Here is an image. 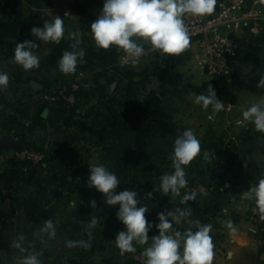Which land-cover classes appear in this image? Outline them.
<instances>
[{
  "label": "crops",
  "instance_id": "0c3cea01",
  "mask_svg": "<svg viewBox=\"0 0 264 264\" xmlns=\"http://www.w3.org/2000/svg\"><path fill=\"white\" fill-rule=\"evenodd\" d=\"M13 3V0H0V71L6 69L10 77L9 85L4 90L7 97L5 109L13 110L20 102L22 108L18 110L20 115L16 117L23 116L27 128L36 124L40 113L44 112L43 107L38 106L39 91L44 87L55 89L62 84L63 80L56 72L58 63H55L57 65L50 75L45 74L46 65L41 72L37 69L25 71L19 65H17L20 68L19 72H15L6 65L9 61L14 64L15 46L17 42L25 40L35 41L38 47L34 51L41 52L43 56L36 55L45 62L46 43L33 37L31 28L43 27V23L52 20L50 16H55L58 12L55 7L52 9L56 12L51 9L44 11L40 7V10L37 8L34 12L29 8L15 7ZM99 6L100 8L95 10L98 16L103 7ZM90 18L88 23L91 25ZM81 20L83 19H80V23H75L74 28L77 30L83 24ZM238 40L241 50L236 61L248 65L250 71L243 74L235 61L231 81L237 85L234 89L236 93L229 92L226 87L215 90L217 99L224 105L236 103L238 108L216 112L211 106L204 109L202 105L196 104L195 97L202 92L206 94L208 85L212 83L198 84L193 81L195 77L193 70L188 73L184 68L169 70L168 67H173L174 60L156 52L153 73L146 68L136 69V77L146 81L138 91L135 104V107L143 112L140 125L125 134L121 141L106 150L103 155L98 152L94 141L106 133L107 125L113 123L115 116L109 113H105L99 119H89L88 122L80 119L70 126L37 128L31 132V139L46 149V159H50L52 164L60 163L61 169L64 170L73 167L68 174L89 178L90 166L101 160L120 180L117 193L123 189H132L138 194L147 190L145 177L150 171L159 172L173 168L169 156L173 151L174 140L183 131L192 129L202 147L201 154L193 161L198 169L206 172L209 180L215 179L213 168L215 156H224L229 168L216 180L215 188L211 192L196 197L195 201H189L186 205H181L180 200L173 199L172 207L168 209L174 211L178 207L190 206L192 219H198L202 224L213 225L211 232L215 245L213 264H236L238 251H247L254 254L255 259L260 256L264 260V251L259 252L264 244V231L253 233L249 230L248 210L252 201L242 199V193L264 176V133L257 132L251 122L245 121L246 126L235 123L237 119H243L242 112L250 107V102L260 103L264 99V89L257 87L264 68V60H261L259 55L263 40L261 37L253 36L249 37V40L238 37ZM52 44L56 45V48L50 56L58 62L62 52L57 44ZM195 48L190 42L187 53L178 56L177 61L183 67H189L184 57H190L195 67L205 71L197 63ZM84 50L86 53L84 62L78 63L77 69L82 68L87 74L99 70L115 58L121 59L124 55L115 47L105 51L92 45V48ZM147 50L149 51L148 48ZM28 76L37 78L28 79ZM33 81L41 88L36 89ZM244 95L250 96L241 98ZM17 96L20 98L15 99ZM13 100L18 101L12 103ZM203 110H207L205 116ZM13 120L12 123H16L15 119ZM260 137L263 140H259ZM8 150L0 147L3 158L4 154L9 153ZM204 151L208 152L207 159L204 158ZM53 167L56 168L55 165ZM53 167H47L46 170L52 173ZM52 187L54 185L48 187L43 197L0 199V264H14V257L18 252L11 247L13 240L23 233L28 241H32L33 233L47 219H52L56 223V239H45L44 243L35 240L34 248L30 249L41 254L42 264H111L109 262H112V258L107 259L109 255L111 257L115 253V243L112 249L102 247L100 245L102 238L96 230H91V247L87 250L79 247L69 249L65 246V241L88 240L86 223L91 217L98 218L100 213L106 215L110 211L113 212L115 207L119 210V205H106L104 195L88 186L83 191L85 204L78 202L50 204ZM93 199L96 201V208L90 205ZM149 219L159 223L158 218ZM229 220L233 222L235 232L226 227ZM99 254H104L103 256L107 258L97 260ZM130 256L129 253L124 257L119 255L118 260L127 264Z\"/></svg>",
  "mask_w": 264,
  "mask_h": 264
},
{
  "label": "clouds",
  "instance_id": "9594fccd",
  "mask_svg": "<svg viewBox=\"0 0 264 264\" xmlns=\"http://www.w3.org/2000/svg\"><path fill=\"white\" fill-rule=\"evenodd\" d=\"M260 2L264 3V0ZM217 4L218 0H104L99 16L90 25V35L96 48L107 51L115 47L117 51L124 53L125 58L121 61V66L129 62L138 65L140 58L146 54V47L159 52L161 56L177 57L190 47L191 35L185 18L211 16L216 11ZM31 34L40 41L58 45L65 35L64 19L59 15L53 16L51 21L43 23V27H32ZM70 37L74 41L70 46L71 50H65L58 61V69L65 75L74 74L78 63L84 62L86 54L80 47L78 33L72 32ZM37 47L34 40L17 42L13 62L25 71L38 69L40 58L34 51ZM9 81V74L0 71V90H6ZM257 87L264 89V75H261ZM195 103L202 105L204 109L211 106L216 112L225 109L223 102L217 99L216 91L211 84L208 85L206 94L202 92L195 97ZM242 116L244 121L254 125L257 132L264 133V104H252L242 112ZM201 151V142L192 129H187L176 136L173 151L169 156L174 171L160 177V190L163 196L172 193L181 197V205L196 200L195 191L182 194L181 190L189 185L186 167L201 154ZM204 158H208L207 151H204ZM89 170L87 186L102 193L106 205H119L117 218L123 223L126 231H120L114 243L122 255L135 253L136 245H148L142 252L144 264H213L215 257V245L211 236L213 225L202 224L200 220L192 219L190 206L158 213L159 223L155 227L159 234L149 238V230L153 227L145 215L149 208L147 205L137 207L139 203L137 192L124 190L117 193L120 180L104 164L91 165ZM148 197L152 198L150 192ZM242 199L254 202L253 211L264 221V176L242 193ZM90 205L92 208L97 207L94 199ZM97 223L96 217H91L86 223L88 240H66L65 246L69 249L77 247L89 249L92 240L91 230ZM226 227L232 232L236 231L231 220L226 222ZM56 236V223L52 219L43 222L33 233L32 241H28L27 237L20 233L11 244L18 252L14 257V264H42L41 254L30 249L34 248L35 240L44 243L45 239L54 240Z\"/></svg>",
  "mask_w": 264,
  "mask_h": 264
},
{
  "label": "trees",
  "instance_id": "16d2710c",
  "mask_svg": "<svg viewBox=\"0 0 264 264\" xmlns=\"http://www.w3.org/2000/svg\"><path fill=\"white\" fill-rule=\"evenodd\" d=\"M10 1V0H9ZM14 1V0H13ZM88 2L89 0H85ZM88 7V6H86ZM91 17H98L95 13L97 8H90ZM46 63L40 60V66L37 71L41 72ZM31 71V70H29ZM57 76L63 81L62 84L55 89L42 88L39 91L38 106H42L44 112H41L38 121L32 126H28L22 131H10L9 135H13L24 149H36L45 152L46 149L37 144L31 139V132L37 128L70 126L75 124V121H89V119H99L105 113L115 116L111 125L105 127L106 133L95 139L94 145L98 148L100 155H103L106 150L121 141L125 134L132 132L137 128L143 117L141 109L135 107L137 103V95L139 89L146 84L143 78H137L136 68L130 64L121 66V60L115 58L112 62L100 67L99 70L89 73L81 79H76L74 74L65 75L56 68ZM36 76L30 77L28 79ZM77 83L78 87L73 88L72 84ZM112 84H115L113 87ZM215 90H219L226 86L224 79H215L211 84ZM62 89H65L66 94L72 93L74 99L68 100L62 96L55 100H48L42 95L57 94ZM2 101L6 104L7 97L4 90H0ZM4 111V110H3ZM0 112V115L3 113ZM10 163L4 167H0V199L9 197L15 190L19 188V183L23 180L31 182L43 168V163L46 160L33 162L28 158H20L12 156L9 158ZM197 167L194 162L186 167V177H190L189 169ZM36 171L31 174V170ZM195 177L202 176V170L195 169ZM174 169L153 172L150 171L145 181L148 184L145 192H151L155 198L165 207H172V193L168 196H163L160 189L157 188L158 176L164 173H171ZM88 178L86 176L70 175L66 181L52 187L50 192V204L78 202L85 204L84 189L87 187ZM144 192V191H143ZM142 191L138 192L137 198ZM8 193V195H7ZM181 199V198H180ZM254 205V202L251 203ZM264 251V244L259 252ZM129 264H135V260L130 256ZM256 264H264V260L260 256L256 259Z\"/></svg>",
  "mask_w": 264,
  "mask_h": 264
},
{
  "label": "built area",
  "instance_id": "2783aa9c",
  "mask_svg": "<svg viewBox=\"0 0 264 264\" xmlns=\"http://www.w3.org/2000/svg\"><path fill=\"white\" fill-rule=\"evenodd\" d=\"M19 1L29 9H37V7L33 6L34 3L28 0ZM44 1L49 3L50 0ZM60 11L61 13H57V15L64 19V23H67L71 18L78 17L77 12L70 7H61ZM80 19L79 15L78 20ZM185 22L190 31L191 45H195L196 47L195 57L197 63L214 79H224L226 82L231 81L235 61L241 50L238 37L259 36L262 38L264 45V3L260 2V0H218L214 14L203 18L186 17ZM186 53L187 51L182 55ZM124 58L125 55L120 60L122 61ZM83 77L84 74L82 72L75 75L76 79ZM72 86L73 88H77L78 84L73 83ZM59 96L71 101L74 99V95L72 93L66 94L65 89H62L55 95L49 93L42 95L43 98L50 101L55 100ZM254 103L257 102H250V106ZM260 103L264 104V99ZM238 107L236 103L225 104L226 110ZM5 108L6 104L2 101L0 95V112ZM235 123L246 126V122L241 118L237 119ZM17 154L20 158H28L35 163L44 160L46 157L45 152L36 149H23V151L17 152ZM228 165L229 163L224 156H215L213 159L215 179L209 180L206 174L203 177L190 175V177H186L189 185L187 188L182 189L181 193L195 191L197 197L208 194L215 188L216 180L227 172ZM164 174L158 176L156 185L158 189H160V177ZM254 207L255 205H250L248 210L249 230L253 233H259L264 221L260 219L257 212L253 211ZM142 252L143 249H137L135 253H130L131 257L135 260V264H144L145 258L142 256Z\"/></svg>",
  "mask_w": 264,
  "mask_h": 264
},
{
  "label": "rangeland",
  "instance_id": "374dc122",
  "mask_svg": "<svg viewBox=\"0 0 264 264\" xmlns=\"http://www.w3.org/2000/svg\"><path fill=\"white\" fill-rule=\"evenodd\" d=\"M28 1L34 3L33 6L37 7L38 10H40L39 9V7H40L44 11H45V9L50 11V9L53 10L52 7H55L56 8L55 10L58 13H61L60 8L66 6V7H70L72 10L77 12L78 17L71 18L67 23H64L65 35H64V38L62 39L63 43L61 41V43L58 44V47L61 49L62 54L65 50H69V51L71 50L70 46L74 42L70 37V33H72V32L78 33L79 39L81 41V43H80L81 48L86 49V50H88L89 48H92V45H94V41L92 40V37L90 35V23H88L89 22L88 19L92 15V12L89 10H91L90 8H92V7L95 9V8H100L99 5L103 6L104 0H97V1L96 0H89L88 2H86L85 0H50L49 3H46L44 0H28ZM13 5L15 7L17 6V7L28 8V7H25L22 4V2L19 0H14ZM86 6H88V7H86ZM32 10L35 12L36 8H32ZM55 10H53V12H56ZM79 15H80V18L83 19V20H81L83 24L81 25L80 28H78L79 30H77V28H74V26H75V23H78L80 21V20H78ZM50 18H53V16L51 15ZM90 19L92 22L95 20V18H90ZM256 37H259V36H256ZM242 38L244 40H249V36H245ZM55 48H56V45H53L52 43H46L45 44V63H46L45 74H49V75L52 74L54 66L57 65L55 63H58V62L54 61L53 59H51V56H50L51 54H53V51H55ZM35 54H39V55L43 56L41 54V52H36ZM155 55H156V52L148 51L147 47H146V54L140 58L138 65H133V66L136 69L137 68H140V69L146 68L147 71L149 70V71H151V73H153L152 69L155 65L154 64ZM259 55H260L261 60H264V45L259 49ZM182 56H184V55H182ZM170 58L174 60V63H173V67H171V68L168 67L169 70L170 69L179 70V69L184 68L187 70L186 71L187 73L189 71L193 70V72L195 73V77H194L193 81L198 82V84H200V83H213V81L215 80L210 75H208L206 71H202L200 68L195 67L194 62L191 60L190 57H187V56L184 57V59L187 62V65L189 67H183L181 63L179 64V61H177L179 58L178 56L177 57H170ZM59 60H60V58H59ZM12 64L13 63H11V61H9L6 66H8L11 70H15V72H19L20 68H18L17 64H15V63L13 65ZM0 66H1V61H0ZM10 69H9V71H10ZM2 70L6 71V69H2ZM85 71L86 70H84L82 68L77 69V71L74 73V75L82 72L84 74V76H87L88 74ZM263 75H264V68H263ZM190 80L191 81L189 84L192 83V79H190ZM193 83H195V82H193ZM225 83H226L225 87L227 90H229V92L236 93V91L234 89L237 85L235 84L234 81H230V82L225 81ZM248 96H250V95H244V96H241V98H245ZM19 98L20 97L17 96L15 99H19ZM16 101H18V100H13L12 103H14ZM20 108H22V106L20 105V102H19L18 105L13 108V110L6 111V109H4L3 113L0 115V140L3 139L5 136L9 135L10 131H13V130L22 131L26 128L25 121L23 119L24 117L23 116L16 117V115H18L20 113L18 111ZM206 112H207V110H203L204 116H205ZM13 119H15L16 123H12ZM8 151H9L8 154H4L5 155L4 158L1 156L2 154H0V167H4V166L8 165L10 163V159H9L10 157H12V156L19 157L16 150L9 149ZM48 162H49V164H48ZM96 164H103V163L101 162V160H98V162ZM53 165H55L56 168H54ZM47 167L48 168L53 167L52 173H50L46 170ZM61 168L62 167H61L60 163L52 164L50 159L49 160L46 159L43 163V168L41 169L40 173L37 174L36 178L34 180H32L31 182H29V181L27 182L25 180L20 182L19 188L17 190H15L9 197H11V198H20V197L21 198H23V197L36 198V197L45 196V193L47 192V189H48V187H50V185H54V186L59 185L61 182L66 181L68 176L72 175V174H68V173H71V169L73 170V167L68 169V170L67 169L64 170ZM196 168H198V167H196ZM196 168L195 167L190 168L189 170H191V171H189V174L195 175V173H196L195 169ZM65 171H66V173H65ZM63 173H65V174H63ZM202 173H203L202 177L205 176L206 172L202 171ZM124 190H132V189H123L121 191H124ZM7 195H8V193H7ZM201 196H203V195H201ZM173 199L174 200L175 199L180 200V197L173 194L172 200ZM113 209H114L113 212L110 211L106 215H103L100 213L99 217L97 218V219H99L97 226L93 229L94 231L96 230L97 233H99V235L102 238V243L100 245L102 247H108V248L111 247L109 249H112L116 235L120 231H126V228L123 225V223L120 222L117 218V212H118V210H116L117 208L115 207ZM147 220L149 221V223H151L153 225V227L149 230V233H148L149 238H151L154 235H158L159 234L158 229L155 227V225L157 223L154 222L153 220H150L149 218H147ZM66 229H67V227H66ZM106 234L109 237L104 236ZM150 244H151V239H149V245ZM147 246L148 245H144V246L136 245V248L144 250V248ZM117 249L118 248L116 247L115 253H113V255H111V257H109L110 255L108 256L107 260L112 258L111 259L112 262H109L111 264H123V263H121V261L118 260L119 255H120V251H117ZM103 255L104 254H102V255L99 254V257L97 258V260H101L102 258H107ZM237 260H238V262L236 264H256L255 263L256 262L255 255L250 254L247 251H242V252L238 251ZM126 263L127 264L130 263L129 258H128V262H126Z\"/></svg>",
  "mask_w": 264,
  "mask_h": 264
},
{
  "label": "water",
  "instance_id": "95a60500",
  "mask_svg": "<svg viewBox=\"0 0 264 264\" xmlns=\"http://www.w3.org/2000/svg\"><path fill=\"white\" fill-rule=\"evenodd\" d=\"M236 64L240 67L243 74H247L250 71V68L248 65L243 64L239 61H236ZM32 84L36 89L41 88V86L36 81H33ZM259 140H263V138L260 137ZM0 147H1V149H14L17 152H21L24 149L23 144L20 143L13 135H7L3 139H1L0 140ZM35 171H36V169H32L31 174H33ZM148 193L149 192H143L140 195V197L138 198L139 203H138L137 207L147 205L149 208V211L147 213H145L146 217L157 218V214L160 212H164L165 210H167V208L165 206H163L155 198V196H153V194L151 192L150 193L152 194V198H149ZM263 231H264V222L261 225V232H263ZM126 254L127 253L122 255L120 252L121 257H124Z\"/></svg>",
  "mask_w": 264,
  "mask_h": 264
},
{
  "label": "flooded vegetation",
  "instance_id": "af4514ba",
  "mask_svg": "<svg viewBox=\"0 0 264 264\" xmlns=\"http://www.w3.org/2000/svg\"><path fill=\"white\" fill-rule=\"evenodd\" d=\"M153 196H154V195H153ZM139 197H140V196H139ZM139 197H138V198H139ZM138 198H137V199H138Z\"/></svg>",
  "mask_w": 264,
  "mask_h": 264
}]
</instances>
